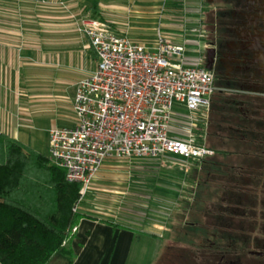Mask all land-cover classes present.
Returning <instances> with one entry per match:
<instances>
[{"label": "crops", "instance_id": "0c3cea01", "mask_svg": "<svg viewBox=\"0 0 264 264\" xmlns=\"http://www.w3.org/2000/svg\"><path fill=\"white\" fill-rule=\"evenodd\" d=\"M205 10L203 0H0V133L46 155L48 130L73 124H65V118L72 112L76 83L94 70L97 60L87 37L77 31L79 18L107 21L145 47H153L157 30L175 42L191 39L185 42L187 53L195 56L200 55L204 36L196 43L189 35L199 38L192 28L204 32ZM75 57L82 60L77 74L70 64ZM211 99L194 131L204 142L207 137L209 145L211 137L222 144L216 126L207 134ZM183 123L176 119L174 126ZM178 136L185 137L181 131ZM137 231L149 235L84 214L69 242L72 260L56 251L46 264H127Z\"/></svg>", "mask_w": 264, "mask_h": 264}, {"label": "built area", "instance_id": "2783aa9c", "mask_svg": "<svg viewBox=\"0 0 264 264\" xmlns=\"http://www.w3.org/2000/svg\"><path fill=\"white\" fill-rule=\"evenodd\" d=\"M76 27L96 54V66L76 83L73 124L48 130L47 156L67 181L81 183L78 202L106 159L188 162L212 155L194 128L206 117L216 85L200 56L187 53L191 39L175 42L157 30L153 47H145L104 20L81 17ZM176 119L184 123L175 127Z\"/></svg>", "mask_w": 264, "mask_h": 264}, {"label": "flooded vegetation", "instance_id": "af4514ba", "mask_svg": "<svg viewBox=\"0 0 264 264\" xmlns=\"http://www.w3.org/2000/svg\"><path fill=\"white\" fill-rule=\"evenodd\" d=\"M203 2L205 42L199 56L216 85L213 109L220 106L217 98L224 97L226 102L220 117L227 140L218 144L211 137L215 143L211 156L220 150H258L236 145L235 137L244 139L264 125V0ZM241 182L227 184V190L214 198L211 207L218 209L210 214L209 242L198 248L207 250L200 264H264V181ZM219 201L226 205L221 208ZM219 225L226 228L219 231Z\"/></svg>", "mask_w": 264, "mask_h": 264}, {"label": "trees", "instance_id": "16d2710c", "mask_svg": "<svg viewBox=\"0 0 264 264\" xmlns=\"http://www.w3.org/2000/svg\"><path fill=\"white\" fill-rule=\"evenodd\" d=\"M218 104V109L210 110L208 136L212 134L210 128L213 126L223 132L225 122L221 117L225 98H220ZM218 136L220 141L226 142V136L222 133ZM235 141L241 147L252 146L258 150L240 149L233 153L220 150L216 156L188 161L190 165L185 173L193 182L189 187L191 193H188L189 211L195 216V212H216L218 209L217 206L207 207L208 203L214 204V194L203 193L211 187L210 177L216 172L219 171L223 179L222 185L218 186L224 191L227 184L241 185L245 179L264 181V125L254 134L245 135L244 139L236 136ZM223 166L226 171L221 169ZM199 168L204 176L197 180ZM81 186L79 182L67 181L64 169L53 164L47 154L38 153L0 133V264H46L56 251L65 253L71 261L74 254L69 242L75 235L74 228L84 216L73 211L80 198ZM218 204L222 208L226 202L219 201ZM205 224L210 225V219ZM187 226L195 229V221ZM218 228L223 231L226 226L219 225Z\"/></svg>", "mask_w": 264, "mask_h": 264}, {"label": "rangeland", "instance_id": "374dc122", "mask_svg": "<svg viewBox=\"0 0 264 264\" xmlns=\"http://www.w3.org/2000/svg\"><path fill=\"white\" fill-rule=\"evenodd\" d=\"M189 36L195 41H202L196 35ZM78 59L71 58L74 74L79 72L78 66L82 63ZM67 114L65 124H70L74 121L73 111ZM211 131L214 132V129ZM215 141L218 143L217 139ZM205 144H210L207 137ZM189 165V162L170 157L106 159L76 209L89 216L120 222L156 236L137 231L134 239L136 246L127 264H200L207 250L198 248L200 243L207 245L209 242L207 239L211 237L212 224L205 223H209L210 214L214 212H195V216L189 211L188 193H191L189 187L193 185L185 173ZM221 169L226 171L224 166ZM196 174L197 180L204 176L200 168ZM222 180L221 176H211V187L203 193L214 194L216 198L215 192L219 194L222 190L218 186ZM207 207L211 204L208 203ZM194 221L195 229L189 228L187 225ZM184 255H188L187 259Z\"/></svg>", "mask_w": 264, "mask_h": 264}]
</instances>
